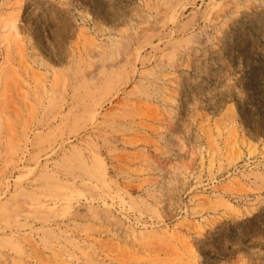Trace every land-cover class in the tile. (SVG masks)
<instances>
[{
    "label": "rangeland",
    "instance_id": "obj_1",
    "mask_svg": "<svg viewBox=\"0 0 264 264\" xmlns=\"http://www.w3.org/2000/svg\"><path fill=\"white\" fill-rule=\"evenodd\" d=\"M0 264H264V0H0Z\"/></svg>",
    "mask_w": 264,
    "mask_h": 264
},
{
    "label": "bare ground",
    "instance_id": "obj_2",
    "mask_svg": "<svg viewBox=\"0 0 264 264\" xmlns=\"http://www.w3.org/2000/svg\"><path fill=\"white\" fill-rule=\"evenodd\" d=\"M169 1V0H168ZM159 5H160V3H159ZM166 6V5H165ZM160 7V6H159Z\"/></svg>",
    "mask_w": 264,
    "mask_h": 264
}]
</instances>
